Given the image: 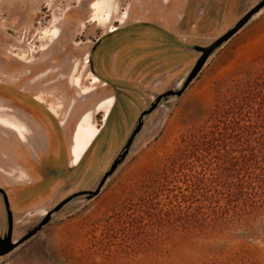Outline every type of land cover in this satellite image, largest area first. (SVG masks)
I'll return each instance as SVG.
<instances>
[{"label":"rangeland","instance_id":"1","mask_svg":"<svg viewBox=\"0 0 264 264\" xmlns=\"http://www.w3.org/2000/svg\"><path fill=\"white\" fill-rule=\"evenodd\" d=\"M185 1L112 0L111 20L101 25L92 20L93 0H0V120L19 121L22 128L19 134L0 121V187L13 211L14 241L72 193L96 189L141 113L158 95L183 86L201 55L193 47L213 43L260 0H190L188 27L181 20ZM142 18L161 22L172 36L154 24L136 23ZM114 27L120 28L107 40L128 39L133 56H142L133 80L124 81L121 70L102 77L122 88L115 90L87 67L90 40ZM138 42L145 47L136 49ZM263 63L264 8L208 57L182 95L163 99L144 117L129 153L99 194L68 202L35 235L0 256V264H81L87 232L99 231L125 201L139 198L179 137L208 118L216 95ZM147 66L153 73L140 81ZM109 95L115 104L108 115L97 106ZM85 114L101 132L73 165V133ZM7 229L0 192V237ZM232 233L252 240L264 264V216Z\"/></svg>","mask_w":264,"mask_h":264},{"label":"trees","instance_id":"2","mask_svg":"<svg viewBox=\"0 0 264 264\" xmlns=\"http://www.w3.org/2000/svg\"><path fill=\"white\" fill-rule=\"evenodd\" d=\"M264 216V63L217 95L142 195L87 232L81 264H261L232 229ZM99 262L97 263V261Z\"/></svg>","mask_w":264,"mask_h":264},{"label":"water","instance_id":"3","mask_svg":"<svg viewBox=\"0 0 264 264\" xmlns=\"http://www.w3.org/2000/svg\"><path fill=\"white\" fill-rule=\"evenodd\" d=\"M262 8H264V0H260L258 3H256L247 13H245L235 24L234 27L229 29L226 33H224L222 36L217 38L213 43L207 46L202 45H195L193 48L200 52L201 55L198 58L195 66L190 71L189 75L185 79V82L183 86L180 89L176 90H168L164 92L163 94L158 96V99L156 102H154L151 107L141 113L140 119L134 128L132 134L128 138L126 144L123 146L121 153L117 156V158L112 163L110 169L103 175L101 178L98 186L96 189L92 190H81L77 191L75 193H72L65 199H63L60 203H58L53 209L47 212V214L43 217V219L31 230H29L25 235H23L20 239L17 241L13 240V228H14V216L13 211L11 209L10 201L8 198L7 193L5 190L0 187V192L3 194L6 210H7V220H8V229L7 232L3 237H0V256L8 254L10 251H12L14 248H16L18 245L23 243L24 241L31 238L33 235H35L45 224H47L54 213L60 211L68 202L73 200L76 197L79 196H86L88 199L93 198L97 194L100 193L101 188L103 187L106 180L114 173V171L117 169V167L122 163V161L126 158L127 154L130 151V148L137 136V134L142 130V127L144 125V117L146 115L151 114L156 107L159 104V101L162 97H171V96H180L185 91V89L188 87V85L192 82V80L196 77L198 72L201 70L205 62L207 61L208 57L218 48L220 47L224 42H226L229 38H231L236 32H238L252 17L254 14L259 12Z\"/></svg>","mask_w":264,"mask_h":264},{"label":"flooded vegetation","instance_id":"4","mask_svg":"<svg viewBox=\"0 0 264 264\" xmlns=\"http://www.w3.org/2000/svg\"><path fill=\"white\" fill-rule=\"evenodd\" d=\"M189 1L190 0L185 1L184 7H183V15L181 17L182 22L183 23L186 22L187 27L189 26V20L187 18L186 11L188 9ZM91 8H92V4H91ZM144 23L153 25V23H151V22H144ZM154 25L159 27V28L164 29L160 25H157V24H154ZM119 28L120 27H118V28L114 27L112 29H109L108 32H103V34H101L99 37L91 39L90 40V43H91L90 54H88L89 58L87 59V67L90 70H94L101 78L99 79V77L97 75H94V76L98 77L99 81H103V84H102L103 86L104 85H108V86L110 85V87L114 90L116 88L117 89H122V88L116 86L114 84V82H112V81L104 82V78H102V77H104L105 74H107L108 72L117 73L118 71L121 70V71H124V75H125V77H123L122 79L124 81H126V80L131 81V80H133V77H134L133 71L142 61L141 54H137L138 55L137 58L135 56H133L135 53L132 52V44L128 41V39L118 40L116 43L112 42L111 40H107V38L113 32H115L117 29L119 30ZM165 31L169 35H171L170 32H168L167 30H165ZM134 45L136 46V49H143L145 47V45L142 42L135 43ZM188 49H189V47H188ZM141 72H143V74ZM141 72H139V75H140V77L142 75L143 76H142L140 81H143V79H145L146 76L153 73V67L147 66L146 70L141 71ZM166 73H168V72H166ZM166 83H168V81H166ZM111 96L114 98L113 95H111ZM158 96L155 98V100L153 102H151V105L157 101ZM163 99H165V97H162L160 99L159 104ZM113 103L115 104V98H114ZM140 116H139V119H140ZM139 119H138V121H139Z\"/></svg>","mask_w":264,"mask_h":264},{"label":"bare ground","instance_id":"5","mask_svg":"<svg viewBox=\"0 0 264 264\" xmlns=\"http://www.w3.org/2000/svg\"><path fill=\"white\" fill-rule=\"evenodd\" d=\"M112 0H94L92 3L93 9V17L92 20L99 22L101 25H106L111 20L112 15ZM57 30L55 31V33ZM58 36V34H57ZM95 82L98 81V78L94 80ZM91 89L86 90V93H89ZM41 100L39 97L37 98ZM41 102V101H40ZM44 102V101H43ZM113 97L107 96L103 98L99 104L98 109L106 108V113H110L109 108L114 105ZM50 107V106H49ZM111 107V108H112ZM51 111L55 113V111L51 108ZM108 113V115H109ZM107 115V116H108ZM90 117L89 114H85L76 124L74 133H73V144L71 146V155H72V164L78 165L81 160L83 159L86 152L90 149L94 141L98 138L101 129L99 130L98 127H94L90 125ZM4 125L8 126L9 128L13 129L14 131L21 133L20 126L18 122L13 121L11 119L3 118L0 120ZM21 123V122H20Z\"/></svg>","mask_w":264,"mask_h":264},{"label":"crops","instance_id":"6","mask_svg":"<svg viewBox=\"0 0 264 264\" xmlns=\"http://www.w3.org/2000/svg\"><path fill=\"white\" fill-rule=\"evenodd\" d=\"M155 20V19H154ZM144 23V22H151V23H153V24H157V25H160V26H162L165 30H167L168 32H173L171 29H168L167 27H165V25H163L161 22H157V21H151V20H149V19H146V18H142V19H138L137 21H136V23ZM130 67V66H129Z\"/></svg>","mask_w":264,"mask_h":264}]
</instances>
